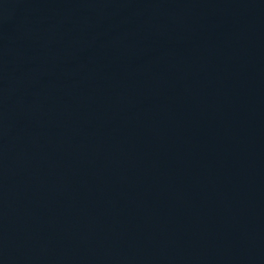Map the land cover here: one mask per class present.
Instances as JSON below:
<instances>
[{
  "label": "water",
  "instance_id": "water-1",
  "mask_svg": "<svg viewBox=\"0 0 264 264\" xmlns=\"http://www.w3.org/2000/svg\"><path fill=\"white\" fill-rule=\"evenodd\" d=\"M0 264H264V0H0Z\"/></svg>",
  "mask_w": 264,
  "mask_h": 264
}]
</instances>
